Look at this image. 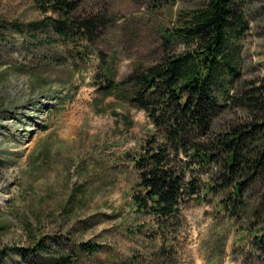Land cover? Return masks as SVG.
<instances>
[{"label": "rangeland", "instance_id": "obj_1", "mask_svg": "<svg viewBox=\"0 0 264 264\" xmlns=\"http://www.w3.org/2000/svg\"><path fill=\"white\" fill-rule=\"evenodd\" d=\"M204 1L78 0L80 15L107 12L114 23L93 45L81 42L71 51L50 34H16L13 23L43 18L32 0H0V264H47L33 251L32 235L54 255L78 256L76 243L148 262L159 252L151 218L132 201L138 177L131 158L151 125L128 104L126 88L107 96L98 90L108 79L118 84L183 52L181 41L167 45L163 35L181 12ZM244 13L241 82H259L264 0H247ZM244 118L240 111L225 113L217 128ZM213 173H196L200 193L183 206L177 241L168 243L174 264H264L251 246L252 213L235 220L222 210V196L207 192ZM114 258L82 264H116Z\"/></svg>", "mask_w": 264, "mask_h": 264}, {"label": "trees", "instance_id": "obj_2", "mask_svg": "<svg viewBox=\"0 0 264 264\" xmlns=\"http://www.w3.org/2000/svg\"><path fill=\"white\" fill-rule=\"evenodd\" d=\"M32 3L43 18L13 23L16 34H50L71 51L81 42L93 45L114 23L107 12L80 15L78 0ZM246 5L247 0H205L181 12L163 40L167 45L181 41L183 52L137 69L118 84L108 79L98 90L107 96L126 88L128 104L143 111L151 125V136L131 158L138 177L132 201L137 212L151 218L159 252L148 262L116 256L96 243H76L78 256L66 251L54 255L42 238L32 235L30 245L40 259L47 264H82L104 255L109 260L115 256L116 264H174L175 251L168 243L177 241L182 208L199 195L201 176L196 173L206 168L214 170V185L210 182L207 192L222 196L227 216L238 220L252 213L251 246L264 256V79L241 82L242 42L249 29ZM232 111H240L243 122L219 131L217 121Z\"/></svg>", "mask_w": 264, "mask_h": 264}]
</instances>
